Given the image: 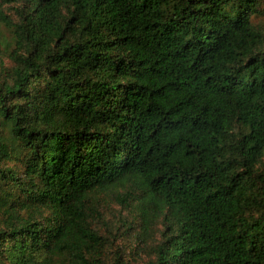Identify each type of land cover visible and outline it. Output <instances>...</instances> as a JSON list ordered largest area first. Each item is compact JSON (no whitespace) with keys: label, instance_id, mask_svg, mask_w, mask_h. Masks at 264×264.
<instances>
[{"label":"trees","instance_id":"1","mask_svg":"<svg viewBox=\"0 0 264 264\" xmlns=\"http://www.w3.org/2000/svg\"><path fill=\"white\" fill-rule=\"evenodd\" d=\"M263 12L0 0V264H264Z\"/></svg>","mask_w":264,"mask_h":264},{"label":"rangeland","instance_id":"2","mask_svg":"<svg viewBox=\"0 0 264 264\" xmlns=\"http://www.w3.org/2000/svg\"><path fill=\"white\" fill-rule=\"evenodd\" d=\"M255 21L259 22L261 25L264 26V12H263V15L260 17H257ZM98 196L99 198L97 199V202L99 205H101V207L100 206L99 207L102 212V223L105 221L113 222L115 218L123 214L122 209L118 205L117 201L114 199V194H112L111 192H103V193H100ZM102 233L104 232L102 231ZM116 246H117V243H116ZM123 246L124 245H122L121 248L122 250L125 251V258H129L131 262L136 261L145 256L143 255L144 253L142 255H138L137 254L138 252L131 253L132 245H125V247ZM110 259H111V256L107 258V260H110Z\"/></svg>","mask_w":264,"mask_h":264}]
</instances>
